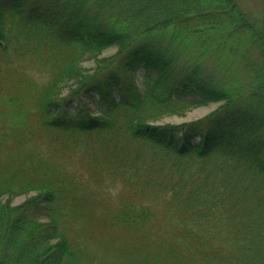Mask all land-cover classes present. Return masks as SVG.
I'll return each instance as SVG.
<instances>
[{
    "label": "trees",
    "instance_id": "1",
    "mask_svg": "<svg viewBox=\"0 0 264 264\" xmlns=\"http://www.w3.org/2000/svg\"><path fill=\"white\" fill-rule=\"evenodd\" d=\"M167 37L236 81L178 75ZM0 264H264V26L236 0H0Z\"/></svg>",
    "mask_w": 264,
    "mask_h": 264
},
{
    "label": "rangeland",
    "instance_id": "2",
    "mask_svg": "<svg viewBox=\"0 0 264 264\" xmlns=\"http://www.w3.org/2000/svg\"><path fill=\"white\" fill-rule=\"evenodd\" d=\"M244 10L248 20L255 22L259 26H264V0H236ZM170 37H167L162 43V51L165 56L176 66V73L180 76L192 75L195 80L208 85H232L236 80L233 74L234 62L227 65H222V59H211L210 56H199L200 49L203 44L197 48L188 50L181 49L178 42L170 44ZM185 43V42H184ZM181 44V43H180ZM222 47V45H221ZM220 48V47H219ZM223 50V49H222ZM221 50V52H222ZM119 51V46L116 44L107 45L94 53L89 52L82 58L80 65L86 69H92L100 59H105L116 55ZM224 51V50H223ZM214 52V51H212ZM212 54V53H211ZM214 57V56H212ZM215 58V57H214ZM234 69V70H233ZM233 73V74H232ZM239 73V72H238ZM144 70L138 69L136 72L137 84L143 89L148 80L143 77ZM71 82L66 80L62 83L61 94L66 95L69 92ZM224 103L223 100L210 101L206 104L192 105L185 109L179 110L176 113H167L149 120L151 124L166 125V124H181L193 120L200 119L211 114ZM94 106V105H93ZM96 114V109H92ZM208 166H213V161L204 163ZM217 165L219 163H216ZM38 192L31 191L20 195H5L1 198L2 202L9 201L14 205H19L31 197L37 195Z\"/></svg>",
    "mask_w": 264,
    "mask_h": 264
}]
</instances>
